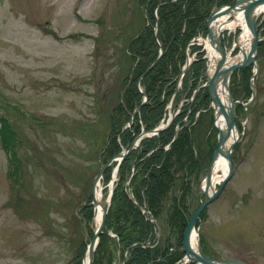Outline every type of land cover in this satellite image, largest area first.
Listing matches in <instances>:
<instances>
[{
  "label": "rangeland",
  "instance_id": "374dc122",
  "mask_svg": "<svg viewBox=\"0 0 264 264\" xmlns=\"http://www.w3.org/2000/svg\"><path fill=\"white\" fill-rule=\"evenodd\" d=\"M174 1L160 0L151 11L153 22L143 0H0V264H82L100 225L93 229L94 179L112 160L99 179L106 220L107 198L128 155L123 190L134 204L131 184L154 170L169 171L160 206L139 204L153 234L143 246L160 250L157 262H164L160 254L170 255L161 264H192L177 258L186 223L179 237L167 206L182 202L187 222L206 201L202 181L219 135L200 40L218 6L212 5L203 33L189 37L183 56L179 52L168 64L169 84L154 85L149 73L165 52L157 31L165 36L168 30L157 9ZM256 25L255 64L233 70L227 80L238 130L230 159L234 171L194 225L200 227L197 239L205 256L264 264V13ZM145 30L149 33L131 47ZM237 32L221 35L228 54L237 53L232 45ZM150 37L156 57L145 65ZM132 88L138 94L133 99ZM156 93L161 116L146 129L140 107ZM166 129L170 136L161 133ZM144 140H153L145 153ZM156 153L163 154L161 160L144 167ZM103 234L108 239L92 264H128L132 245L122 249L104 221L96 249ZM150 260L147 264H156Z\"/></svg>",
  "mask_w": 264,
  "mask_h": 264
},
{
  "label": "trees",
  "instance_id": "16d2710c",
  "mask_svg": "<svg viewBox=\"0 0 264 264\" xmlns=\"http://www.w3.org/2000/svg\"><path fill=\"white\" fill-rule=\"evenodd\" d=\"M143 1L146 2L147 11L149 12V19L155 22L151 11L160 2V0ZM233 1L234 0H176L174 2L164 4L157 9L159 23H168V30L165 36H162V31L160 28L157 31V38L161 42L163 49H165V52L157 65L149 73L150 77L154 80H152L154 85L158 84L159 82L162 84H166L170 81V76L168 75V64L172 62L175 55H178L179 52L180 53L178 56L180 58L181 56H183L182 52L189 37L195 35L196 33H199V31L203 33L205 20L212 8V5H229ZM184 26L188 28V30L182 32ZM148 33L149 31L145 30L142 35L139 36L138 34L137 38L132 41L130 46L136 47L143 39L142 37L146 36V34ZM153 40L154 39H151L150 37L152 52L150 54L151 57L149 55L148 59H146L145 65L153 62L156 57V45L154 44ZM169 42L170 44L168 45ZM198 62H200V60ZM174 72L177 73L176 68ZM154 85H150V89H153ZM134 90L135 89L132 88V99L136 95H138ZM147 90H149V88H147ZM157 97H159L157 93L154 95H150L146 103H144L140 107L142 110L140 118L141 121L145 123L146 129L153 128L157 124L161 116V110H157V108H160L159 100L157 99ZM170 129H166L161 133L170 136ZM167 140L168 138L165 139L162 143H165ZM143 143L145 145V153L151 148L153 140H144ZM154 155H151L149 158L147 157L144 160V167H150V164H153L154 161H160L163 156V154L161 153H156ZM128 157L124 158L120 165L119 184H117V186L114 188L111 196V206L105 220V231L112 230L113 232H115L118 238V243L122 249H126L132 245V248L130 247L129 250L130 257L128 264H147L150 259H152L150 261H152L153 263L156 262V264L167 263L170 259V255L166 256V252L163 255L160 254V256H158L159 258H164V262H157V260L155 261V259L160 250L156 249L155 251H152L150 248L143 246L144 244L153 240V234L152 225L139 211V204L141 205L143 200H145L147 205L152 209H156L158 206H160L161 200L163 199L162 188L164 185V187L169 185L167 184L166 180V178L168 177L166 172L169 173V171L165 170V173H159V170H154L155 172H158V175H156L157 172L151 173V175L149 174L148 178L145 177L137 184H131V188L133 191L132 194L135 200L138 202V205L134 204L133 201L127 197L126 192L123 190L125 173H127L124 162L127 161ZM134 179L135 178H133L131 181H133ZM175 202L176 201L174 200L172 204H168V216H170L169 219L172 222L173 226L177 228V231H175V233L177 234L179 232L178 236L181 237L186 223L182 214L183 203L177 202V204ZM180 226L181 229H179ZM100 237L101 238L99 240V245L95 250V253H98L99 251L101 252V248H103L104 245V239H108L104 234ZM163 246L164 245H162V247ZM162 247L159 246L157 248L163 250ZM164 250L166 251V246ZM178 255L179 256L177 258H180L183 255V252L181 251Z\"/></svg>",
  "mask_w": 264,
  "mask_h": 264
},
{
  "label": "bare ground",
  "instance_id": "6f19581e",
  "mask_svg": "<svg viewBox=\"0 0 264 264\" xmlns=\"http://www.w3.org/2000/svg\"><path fill=\"white\" fill-rule=\"evenodd\" d=\"M260 0H239L237 6L231 7L232 5H220L217 8H214L209 15V25L208 31L209 35L204 38H201L200 42L203 44L204 49L206 51L207 59H208V78H211L214 73V68L216 63L221 58L219 52L216 49V45H218L221 41V35L223 33L230 34L234 30H237V37L233 40V47L236 48L237 53L235 55L227 54L225 64L222 69H226L234 65L235 63L241 62L245 57L248 56L252 40L248 31V22L252 13L257 14L258 18L264 13V5H260L257 8V2ZM257 18V19H258ZM221 45V44H220ZM256 69V67H255ZM216 92L218 97V102L215 100H211V107L216 111L215 116V126L217 130L224 132L227 115L229 112V97L227 95V89L223 77H220L216 82ZM221 104V112H218L216 105ZM238 130L234 125H230L226 128V134L224 139V146L218 144V152L215 156V160L212 166L211 178L208 182L209 194L212 191V187L216 189V185L221 179L225 176L228 164L225 158V154L230 151V147L237 137ZM224 147V148H223ZM232 154V150H231ZM114 174V172H113ZM112 174V177L114 176ZM116 176V175H115ZM109 185L110 192H112V184ZM205 183L202 181V187ZM108 197V196H107ZM91 205L93 207V222H94V230L98 227L102 214L104 212V205L102 202V194H101V184L98 181L95 185L94 194L92 196ZM108 199V198H107ZM108 202V201H107ZM191 241V250L197 251V236L196 233H193L190 238ZM84 263H87V255L84 258Z\"/></svg>",
  "mask_w": 264,
  "mask_h": 264
},
{
  "label": "water",
  "instance_id": "95a60500",
  "mask_svg": "<svg viewBox=\"0 0 264 264\" xmlns=\"http://www.w3.org/2000/svg\"><path fill=\"white\" fill-rule=\"evenodd\" d=\"M238 1L239 0L235 1V3L231 7L235 8L237 6ZM163 4H165V3H163ZM163 4H161V5H163ZM260 5H264V0H260L259 2H257V5H256L255 8H257ZM257 18H258L257 14L252 13L251 17L249 18V22H248V31H249V34H250L251 40H252V45H251V49H250V52H249L248 56L245 57V59H243L241 62L235 63L234 65H232L230 67H227L226 69H222L224 64H225V60H226V57H227L228 53L222 48V46L219 43L218 45H216V49L219 52L221 58L216 63V66L214 68L215 70H214L213 76L211 78H208V75L206 74L207 89H208V92H209V94H210V96L212 98L211 100L212 101L215 100V102H218V97H217L218 95H217V92H216L215 88H216V82H217V80L220 77H223V80L225 82L226 89H227V95L229 97V112H228V115L226 117L227 118V121H226L227 125L225 126L224 132H221L220 130H217L218 131V135H219L217 147H218V144H220V143H221L222 146H224L226 128H228L230 125H234L235 126L234 120H233V114H232L234 101L232 99L229 87L227 85L228 76L233 70H237V69L242 68V67H244L246 65H249L251 63L255 64L254 57H255V54H256L257 42H258V38H257V34H256V29H257L256 21H257ZM208 25H209V19H207V36L209 35ZM151 67H153V66H151ZM216 107H217L218 112H221V104H219V105L217 104ZM137 110H139V107H138ZM215 116H216V111L214 110V119H215ZM160 130H161V128H157V129H155L153 131H150V133L159 132ZM141 135H143V133ZM235 141H236V139L232 143V145L230 147L231 148L230 151L225 154V158H226L227 164H228L227 172H226L225 176L221 179V181L218 182L217 188L214 189L212 187L211 188L212 191H210V194H209V192H208L209 191L208 182H209V179L211 178L213 162H214L215 156H216V154L218 152V149L216 147V149H215V151H214V153L212 155V159L210 161L207 174H206L205 179H204L205 183L203 184L204 188H203L202 192L206 196V201L202 202L199 205V207L195 210V212L191 215V217L186 222V227H185V230H184L183 240H182V248H183V250L185 252L186 258L187 259H192L197 264H244L243 262H241V261H239L237 259L207 258L206 256L203 255L199 245H197V247H196L197 248L196 252L191 250L192 247H191V241H190L191 235L194 232V224L196 222L198 213L201 210H203V208L208 203H210L216 196H218V194L220 193V191H221L222 187L224 186V184L230 179V177L233 174L234 168H233V164L231 163L230 159H231V150H232V147H233ZM130 148H132V146H130ZM123 156H124V154H119L118 155L119 160H121L123 158ZM111 161L112 160H109V162H107L105 165H103L102 168L100 169L99 173L96 175V177L94 179V182H93V186H92V193H91L92 196L94 194V189H95L96 183L99 181V179L102 176V173H103L104 169L109 165V163ZM105 214H106V212L104 211L103 214H102V217H101V221H100V225L98 227V230L93 233L92 239H91V241H90V243L88 245L87 264H91L92 263L93 254H94V251H95V248H96V244H97V236H98V234L101 232V230L104 227Z\"/></svg>",
  "mask_w": 264,
  "mask_h": 264
}]
</instances>
